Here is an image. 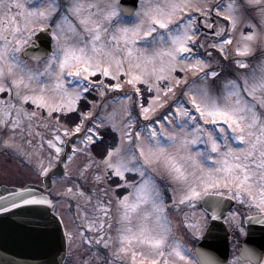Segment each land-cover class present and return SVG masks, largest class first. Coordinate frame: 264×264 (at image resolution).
<instances>
[{"label":"snow or ice","instance_id":"6c2138e0","mask_svg":"<svg viewBox=\"0 0 264 264\" xmlns=\"http://www.w3.org/2000/svg\"><path fill=\"white\" fill-rule=\"evenodd\" d=\"M0 146L63 165L71 227L28 186L0 212L49 206L72 264H264L185 242L226 201L234 232H264V0H0Z\"/></svg>","mask_w":264,"mask_h":264},{"label":"water","instance_id":"95a60500","mask_svg":"<svg viewBox=\"0 0 264 264\" xmlns=\"http://www.w3.org/2000/svg\"><path fill=\"white\" fill-rule=\"evenodd\" d=\"M129 6H131L129 4ZM35 51V49H34ZM63 165L43 178V184L27 183L34 194H48L52 178L61 176ZM21 186L0 185V204H5L8 193ZM51 198V197H50ZM234 205L226 201L221 219L210 221L196 249L218 261H226L230 254V232L223 217L226 210ZM60 217L46 205H24L16 209L0 212V264H63L67 253V241ZM259 225L247 224L248 234L243 242L256 250L264 251V232Z\"/></svg>","mask_w":264,"mask_h":264},{"label":"flooded vegetation","instance_id":"af4514ba","mask_svg":"<svg viewBox=\"0 0 264 264\" xmlns=\"http://www.w3.org/2000/svg\"><path fill=\"white\" fill-rule=\"evenodd\" d=\"M62 176H59V177H62ZM59 177H56L53 179V181H55V183L53 182V186L54 184L58 183L56 182L57 180L60 181ZM42 179L43 177L37 176L34 173L33 169L27 164L26 160L19 153H17L14 149L5 148L3 146H0V184H25L26 182H35V183L42 185L43 184ZM60 183L61 184H58V185L64 184V182L62 181ZM51 196L57 202V211L64 214V218L69 221V226L71 227L72 226L71 225L72 216L70 213H74L76 211L75 202L69 201L67 198L62 199L58 195V193H51ZM69 203L72 204L71 209H69ZM244 227L247 230L246 224L244 225ZM245 236L246 235H242L241 242L245 238ZM193 238L194 237L191 236L190 233L185 236L186 244L187 242L189 244L191 242L193 243V245L191 246L187 244V246L192 249H194V246H195V242ZM67 248H68V244H67ZM76 255L77 253L75 251L70 252L67 249V257H66L64 264H72Z\"/></svg>","mask_w":264,"mask_h":264},{"label":"rangeland","instance_id":"374dc122","mask_svg":"<svg viewBox=\"0 0 264 264\" xmlns=\"http://www.w3.org/2000/svg\"><path fill=\"white\" fill-rule=\"evenodd\" d=\"M89 94L94 95V98H92L91 96H88V99H89V100H92V99H97V100H98V99H100V98L96 95L95 92H90ZM115 95H116L115 93L112 94V96H115ZM112 96H109V98H108V101H107V103H108V108H107V109H103V105H101V109L97 111V115H100V112H101V111L111 112V111L113 110V108H119V105H120L121 102H120L118 99H117L116 101H113ZM81 109L84 110V102L81 103ZM116 118L119 119V113H117ZM111 139H112V137H111L110 132L104 134V141H105V143L110 142ZM101 147H102L101 145H98V146H97V150H99ZM21 156H22V155H21ZM22 157H23V156H22ZM23 158H24V157H23ZM10 176H12V175H10ZM56 182H58V183H57V184H54V187H53V189H52L51 192H52V193H61V192H63L64 184H62V185H58V184H61V183H60L61 180H60V181L57 180ZM195 239H196V237L193 238V240H195ZM187 244L190 245V246L193 245L192 242H191L190 244L187 242Z\"/></svg>","mask_w":264,"mask_h":264},{"label":"trees","instance_id":"16d2710c","mask_svg":"<svg viewBox=\"0 0 264 264\" xmlns=\"http://www.w3.org/2000/svg\"><path fill=\"white\" fill-rule=\"evenodd\" d=\"M91 96V95H90ZM92 97V96H91ZM93 98V97H92Z\"/></svg>","mask_w":264,"mask_h":264}]
</instances>
